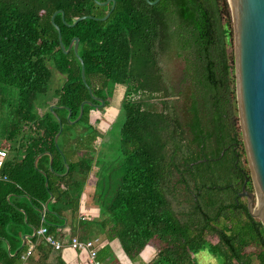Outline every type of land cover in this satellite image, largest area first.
Instances as JSON below:
<instances>
[{
  "label": "trees",
  "instance_id": "trees-1",
  "mask_svg": "<svg viewBox=\"0 0 264 264\" xmlns=\"http://www.w3.org/2000/svg\"><path fill=\"white\" fill-rule=\"evenodd\" d=\"M105 1L0 0V148L7 152L0 166V264H22L31 244L28 264H67L36 233L41 226L64 242L115 240L131 262L153 244L147 264H197L194 255L203 249L222 264H264V226L238 196L252 183L240 163L225 0H115L113 9L112 2L98 4ZM57 10L64 18L59 12L52 20ZM81 16L92 18L70 26ZM55 25L65 48L78 37L85 82ZM50 66L65 76L53 109L61 125L51 110L35 111L48 92ZM113 84L126 86L118 185L98 201L99 215L81 216L99 137L90 112L108 106ZM137 94L156 102L132 99ZM83 101L93 105L84 104L70 123L68 112L74 121Z\"/></svg>",
  "mask_w": 264,
  "mask_h": 264
},
{
  "label": "water",
  "instance_id": "water-1",
  "mask_svg": "<svg viewBox=\"0 0 264 264\" xmlns=\"http://www.w3.org/2000/svg\"><path fill=\"white\" fill-rule=\"evenodd\" d=\"M112 2L111 9L115 6V0H106L98 2L100 5H106ZM149 4H155L158 0L150 1ZM230 16L236 103L238 110L239 125L241 130L242 142L246 154L250 177L257 195V203L252 192L242 186L239 197H246L249 213L261 221L264 226V0H225ZM61 13L62 19L64 13L57 10L53 13L51 19L57 13ZM109 13L101 19H106ZM92 18V16H81L77 18L70 26H74L78 21ZM60 46L64 53L73 49L81 63V76L85 82L83 60L77 54L79 39L74 37L67 48L61 41L60 29L57 25ZM90 95L99 103L98 107L104 106V100L96 97L89 89ZM84 104H92L90 101H83L80 105V112L74 121L70 120V111L67 120L71 123L80 119L83 114ZM55 105L51 106V111L56 116L59 124L61 121L53 111ZM59 132L55 135L54 141L57 144ZM39 157V156H38ZM34 161L36 164L37 158ZM52 156H50V164ZM68 166L66 165V172Z\"/></svg>",
  "mask_w": 264,
  "mask_h": 264
},
{
  "label": "rangeland",
  "instance_id": "rangeland-1",
  "mask_svg": "<svg viewBox=\"0 0 264 264\" xmlns=\"http://www.w3.org/2000/svg\"><path fill=\"white\" fill-rule=\"evenodd\" d=\"M50 68L52 70V79L48 87V92L46 95L39 96L35 104V111L39 114L44 113L47 109L51 110V106L55 105V91L61 87L65 79L64 75L60 74L51 66ZM125 90V85L113 84L110 88V92H107L106 100L108 101V106L105 107L103 111L93 110L90 112V121L99 131V137H97L94 142L95 149L89 155L92 165L90 173L87 179H85L83 193L80 198L81 210L79 214L81 216H86L87 214L94 216L99 215L100 204L98 201H105L109 196H112L113 194L109 193H114L113 190H115L118 185L117 175L121 170L118 161L119 133L124 119L121 113V106L125 98ZM135 96L136 98H142L146 102H156L155 97L151 98L143 95ZM81 130L83 131V129ZM240 163L250 175L245 151L241 154ZM251 183L252 189L250 192L254 194V201L257 203V195L252 180ZM100 195L101 198H99ZM241 199L247 201L244 197ZM112 243L115 244L122 258L128 260L121 253L122 251L118 243L116 241H112ZM151 247L149 252L146 250L133 262L135 264H147L156 252L155 245L152 244ZM194 259L197 264H222L221 258L211 254L207 249L197 252L194 255Z\"/></svg>",
  "mask_w": 264,
  "mask_h": 264
},
{
  "label": "built area",
  "instance_id": "built-area-1",
  "mask_svg": "<svg viewBox=\"0 0 264 264\" xmlns=\"http://www.w3.org/2000/svg\"><path fill=\"white\" fill-rule=\"evenodd\" d=\"M137 98L135 95H132V99H137ZM6 155H7L6 150L0 148V166L3 164ZM36 233L40 236H43L45 241L51 244L52 246H54V248L57 250H61L67 244V246L71 247L74 250L85 251L86 260L88 264H103V262L99 260L97 256L98 239L80 240L76 236H71L69 240L64 242L60 239H55L51 235H48L46 228L43 226H41L36 231ZM32 250H33V245H30L29 248L26 250V252L21 255V259L25 261L32 253Z\"/></svg>",
  "mask_w": 264,
  "mask_h": 264
},
{
  "label": "crops",
  "instance_id": "crops-1",
  "mask_svg": "<svg viewBox=\"0 0 264 264\" xmlns=\"http://www.w3.org/2000/svg\"><path fill=\"white\" fill-rule=\"evenodd\" d=\"M87 215H90V214H87ZM95 239H98V245H97L98 255L103 256V259L101 260L103 264H135L134 262H131V261H128L122 258L121 254L119 253V250L116 248L115 244L112 243V241H115V240L108 242L105 240H101L102 239L101 236H98ZM26 241H28V235L23 236L22 246ZM102 250H104L103 253H102ZM61 257L67 264H88L86 260L85 251L74 250L71 247L67 246V244L61 249ZM27 260L28 259L24 261L21 259L22 264L24 263L27 264L26 263Z\"/></svg>",
  "mask_w": 264,
  "mask_h": 264
},
{
  "label": "flooded vegetation",
  "instance_id": "flooded-vegetation-1",
  "mask_svg": "<svg viewBox=\"0 0 264 264\" xmlns=\"http://www.w3.org/2000/svg\"><path fill=\"white\" fill-rule=\"evenodd\" d=\"M247 190V189H246ZM249 191V190H248ZM241 192V190L238 192V193H240ZM240 198H242V197H240ZM245 199H246V197H244Z\"/></svg>",
  "mask_w": 264,
  "mask_h": 264
}]
</instances>
